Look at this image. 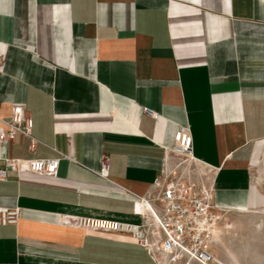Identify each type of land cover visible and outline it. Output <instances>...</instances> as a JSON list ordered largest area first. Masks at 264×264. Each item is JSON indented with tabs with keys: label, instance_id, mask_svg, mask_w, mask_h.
<instances>
[{
	"label": "crops",
	"instance_id": "0c3cea01",
	"mask_svg": "<svg viewBox=\"0 0 264 264\" xmlns=\"http://www.w3.org/2000/svg\"><path fill=\"white\" fill-rule=\"evenodd\" d=\"M15 106L39 143L19 136L4 158L73 160L0 181V207L20 209L0 226V264H157L69 219L141 224L135 202L178 163L185 127L220 206L264 203V0H0V117Z\"/></svg>",
	"mask_w": 264,
	"mask_h": 264
},
{
	"label": "built area",
	"instance_id": "2783aa9c",
	"mask_svg": "<svg viewBox=\"0 0 264 264\" xmlns=\"http://www.w3.org/2000/svg\"><path fill=\"white\" fill-rule=\"evenodd\" d=\"M145 113L156 116L145 108ZM33 118L23 106H15L9 118L0 117V181L8 171L29 172L57 177L61 160L71 154L58 152L51 159H8L2 155L4 145L19 136L30 140L33 150L39 143L32 135ZM170 152L179 161L162 171L147 197L135 202L134 213L142 218L133 224L95 217L69 219L80 229L101 233L128 235L138 242L157 264H218L211 249L212 230L220 221L221 206L216 200L215 176L200 167L193 155V136L189 127L179 128L173 136ZM107 163H102L101 176H108ZM19 208L0 207V226L17 224ZM69 223V221H66Z\"/></svg>",
	"mask_w": 264,
	"mask_h": 264
},
{
	"label": "rangeland",
	"instance_id": "374dc122",
	"mask_svg": "<svg viewBox=\"0 0 264 264\" xmlns=\"http://www.w3.org/2000/svg\"><path fill=\"white\" fill-rule=\"evenodd\" d=\"M259 176L263 183L258 188L264 193V171ZM237 209L221 206L222 215L228 217L234 230L222 231L225 235L214 242L212 252L221 264H264V203L246 211Z\"/></svg>",
	"mask_w": 264,
	"mask_h": 264
},
{
	"label": "bare ground",
	"instance_id": "6f19581e",
	"mask_svg": "<svg viewBox=\"0 0 264 264\" xmlns=\"http://www.w3.org/2000/svg\"><path fill=\"white\" fill-rule=\"evenodd\" d=\"M205 168V167H204ZM246 211V210H245ZM230 220L228 219V217L226 216H223L222 215V210L220 212V221L218 223L215 224V226L213 227V230H212V244H211V249H212V245L214 244L215 241H220L221 240V237L222 235H225L222 233V231H230L231 229H233L230 224ZM233 224V222H232ZM220 225H222V229H220ZM234 230V229H233ZM227 234V233H226ZM213 253V252H212ZM214 257L216 258L217 260V263L218 264H221L220 261H219V258L213 253Z\"/></svg>",
	"mask_w": 264,
	"mask_h": 264
}]
</instances>
